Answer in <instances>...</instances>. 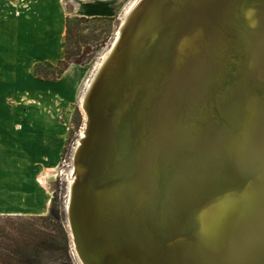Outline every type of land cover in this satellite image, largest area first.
<instances>
[{"label": "bare ground", "instance_id": "bare-ground-1", "mask_svg": "<svg viewBox=\"0 0 264 264\" xmlns=\"http://www.w3.org/2000/svg\"><path fill=\"white\" fill-rule=\"evenodd\" d=\"M144 1L146 2V0ZM163 1L150 0L146 4L138 6L137 15L131 20L133 28L136 24L139 26L133 41L135 39L138 41L141 35H144L153 27L154 13L162 11L160 8ZM203 1L205 0H181L182 4L180 3L176 9L178 19L185 21L184 19L189 11ZM218 5H220V2L214 8ZM168 11H172V9ZM168 11L165 10V14ZM216 13L218 12H215L216 20L218 21L220 14ZM249 18L254 24L256 20H259V23H262V25L258 24L259 28H257L252 36L244 37L245 42L240 44V48L242 50L246 49V47L248 48L247 45L250 44L256 48L260 59L264 60V12L256 13L255 10H252ZM126 19L122 25L126 22ZM121 27L117 31V37L109 55L124 38V35L121 33ZM215 27L216 23L211 21L210 28L213 32L210 38L207 37L209 41L208 46H203L201 43L205 39V34L195 35V39H193L194 37L189 38L191 45L193 43L197 44V49L199 46L202 47L201 50L196 51L197 55H204L219 42L217 36H215ZM220 40L222 43H225L226 37L222 38L221 36ZM181 45L179 52L184 50L185 42H182ZM166 50L164 46L160 48L159 53L153 57L147 66L146 73L141 79L139 78L140 81L135 86L132 82L128 83L124 81V86L128 87L133 84V91L138 96L146 95L152 87L158 85L156 84L157 79L163 76L162 70H167L166 67H169V76L171 77L169 80H171V84L164 82L163 85L166 87L173 86V91L170 89L172 101L167 106H164V110L160 109L159 112L152 113L150 111V113H147L149 114L146 118L148 120H145L153 126H156L158 123L157 131H153L152 136L142 143L140 148L143 152L142 166L132 179L123 180L98 191L95 188L98 182H105L115 174L117 176L122 174L126 168L125 162L130 161L129 159H123L122 162H124L122 163L121 160L116 159L117 151L119 153V145L121 140L124 139L123 136L120 139L118 124L121 122L127 125L129 121V113H127L125 106L119 103V100L125 99V97L123 93L119 92L123 86H120L119 89V85H115L113 77L116 75L107 74L105 76L99 70L100 73L90 86L89 95L82 105L86 114V122L75 149L74 168L69 174L71 188L68 201V224L75 251L81 264H121L123 252L120 250L119 245L124 240L127 241L128 234L126 235L125 233H129L133 224L140 223V218L142 219L144 215L150 212V209L153 208L151 201L155 198L156 193H159L161 186L165 188L170 185V178H172V195L169 198V202L164 205L165 208L163 209L165 211L162 212L165 218L163 217L162 219L166 221L168 226L173 227L175 225L183 231L182 224L185 222L183 213L186 211L184 209L186 205L184 202L186 203L193 197L206 192L205 187L208 184L212 185L220 176L219 169L230 165L227 158L228 155H226L224 147L220 145V152L216 155L213 153L216 156V161L219 163L217 165L218 169L212 166L214 164H203V158L208 159V157L204 156L205 153L213 150L212 144L209 141L212 129L204 128L203 126V123L207 119V111L204 108L196 110V112H190L191 104L194 105L195 101H197L196 104H199L201 100L200 93L195 92L197 88L194 89L197 82H194L190 78L193 73L192 69H194L196 63H194V58H189V56L182 54L178 55L176 63L173 61L174 65L172 68V52L170 51L169 55H166ZM186 52L185 50V55ZM260 66L263 67L260 68V72H264V62L260 63ZM165 73L167 74L168 72ZM111 79L113 80L111 81ZM198 82H202L201 78ZM113 88H118V94L110 106L108 104L111 103V99L108 95L109 91ZM159 94L160 91L157 93V96L150 97L149 100L152 103L158 102L162 98ZM162 101L165 100L162 99L160 103ZM171 102L175 104L172 106ZM94 106L97 110L94 112L95 120L93 122L96 131V136L93 138L96 141L95 146L90 144L91 137L89 136ZM263 118L259 119L260 128L264 127ZM137 125H135V128ZM213 137L222 140L221 134L218 131ZM246 139L249 138L247 137ZM224 141L227 140L225 139ZM213 142L219 144L218 141ZM250 142L252 141L250 140L248 143L236 139L235 145H238V147L234 146L232 148L231 145V155L239 156L243 159L246 158L248 153L253 156L254 150L250 149L249 146H252ZM169 148H172L169 151L172 153L167 151ZM254 149L259 151V148ZM186 151H190V154L184 157L183 154ZM203 151L204 153L202 154ZM91 152L93 160L91 163H88V167L87 161L90 160L88 159V155ZM193 152L199 153V155H192ZM258 153L262 158L259 159L258 156L257 167H251L249 174H254V170L256 171L262 166L264 167V150L261 149ZM252 156L248 157L250 159L247 158V160L256 162L254 160L257 159ZM247 160L244 164H253ZM169 165L172 167L169 169L171 172L166 175ZM87 167L89 171H93V175L91 174L90 178H85ZM182 170L184 172L180 173ZM185 172L190 174L185 175ZM76 182L77 187H75ZM263 196L260 192L258 193L256 190H253V187H250L240 196V198L242 197L241 200L226 198L217 203V205L209 207L201 216L205 237L210 241L208 244L203 245L206 249L204 253L195 247H188V245L187 248L190 251L187 248L176 246L174 248H163L164 253L172 255V249H177L181 253H184L181 256L182 259L173 264H193L191 262L194 260L193 257L199 259L197 260L196 258L194 264L249 263L251 258L264 245L263 242H260L259 238L256 239L260 231H264ZM136 204L139 207L132 210V207ZM104 212L109 213L111 218L106 219L103 215ZM252 220L253 223L250 225ZM77 223L80 229L79 234H77L75 228ZM105 240H108V243H104ZM109 251L115 252V254L103 256ZM133 251L136 252L137 248L136 250L134 248ZM149 252L153 251L149 250ZM166 262L154 263L148 259L144 264H166Z\"/></svg>", "mask_w": 264, "mask_h": 264}, {"label": "water", "instance_id": "water-1", "mask_svg": "<svg viewBox=\"0 0 264 264\" xmlns=\"http://www.w3.org/2000/svg\"><path fill=\"white\" fill-rule=\"evenodd\" d=\"M149 1L141 0L127 17L126 22L121 27V33L124 38L120 44L116 45V49L112 51L101 69V73H104L105 76L107 74L116 75L113 79L115 85H119V89L120 86H123L119 92L124 94L125 99L119 100V103L125 106L127 113H129V121L127 125L121 122L118 124L120 139L122 136L124 139L121 140L116 159L121 160V162L123 159H129L130 161L125 162L126 168L122 174H119V176L115 174L105 182H98L95 188L98 191L123 180L132 179L142 166L143 152L140 149L141 145L152 136L153 131H157L158 126V123L156 126L147 123L146 120L148 119L146 118L149 115L147 113H150V111L152 113L159 112L160 109L163 111L164 106H167L172 101L171 90L173 91V86H170L171 88L168 86V88L163 85L164 82L171 84L169 67L164 66L167 70H162L163 76L157 79L156 84L158 85L152 87L146 95L138 96L133 91V84L130 85L131 87H127L124 86V81L132 82L135 86L146 73L147 66L153 57L159 53L162 46L167 49L166 55H169L170 51L172 52V68L178 55L182 54L189 56V58H194V63H196L194 69L199 67L196 70L192 69L193 73L190 78L197 82L194 89L197 88L195 92L200 93L201 100L199 104H196L197 101H195L194 105L191 104L190 112H196V110L204 108L207 111V119L203 126L204 128L212 129L209 141L213 150L205 153L204 156L208 157V159L204 157L203 164H214L212 166L218 169L217 165L219 163L216 161L215 155L220 152V145L224 147L230 165L219 169L220 176L212 185L208 184L205 187L206 192L193 197L186 203L184 202L186 211L183 213L185 219L184 224H182L183 231L178 226H168L166 221L162 219L164 217L162 211H165L163 209L165 208L164 205L169 202V198L172 195V178H170L169 186L165 188L161 186L159 193L157 192L155 198L151 201L153 208L150 209V212L144 215L142 219L140 218V223H134L129 233H125L126 235L128 234L127 241L124 240L119 245L120 250L123 252L121 264H144L148 259L154 263L167 261L166 264H173L182 259L181 256L184 253L177 249H172V255L165 254L163 248L167 247L180 246L186 249L188 245V247H195L204 253L206 249L203 245L208 244L210 241L205 237L201 216L209 207L217 205V203L226 198L241 200L242 197L240 198V196L250 187L264 195V167L254 170V174H249L250 168L257 167V161L262 158L258 152L261 149L264 150V127L260 128L261 125L259 124V119L264 117V72H260V68H263L260 63H263L264 60L260 59L254 46L248 44V48L246 47L243 50L240 48V44L245 42L244 37L252 36L259 28V20H256L254 24L250 21L249 14L252 10H255L256 13L264 12V0H225L224 2L223 0H205L189 11L184 19L185 21L179 20L177 17L176 9L180 5L181 0H164L160 8L162 11L154 13L153 27L147 33L141 35L138 41L136 39L133 41L139 26L136 24L133 28L131 20L138 13V6ZM218 2H220V5L214 8ZM170 9L172 11H168ZM165 10L168 11L167 14H165ZM216 11L218 12L216 14H220L218 21L215 16ZM211 21L216 23L215 36H217L219 42L204 55H197L196 51L201 50L202 47L199 46L197 49V44L193 43L191 45L189 38L205 34V39L201 43L203 46H208V38L212 36L213 32L210 28ZM221 36L222 38L226 37L225 43L221 42ZM182 42H185V48L182 52H179ZM185 50L187 51L186 55ZM118 62L120 63L117 64ZM165 72L168 73L166 74ZM200 78L202 82H198ZM144 81L145 79L143 83ZM118 88H113L109 91L108 96L111 99V103L108 105H112L118 94ZM159 91V95L162 97L161 100L165 101L160 103L161 100L158 99V102L156 100V103H152L149 98L157 96ZM168 97L169 99H167ZM171 104L173 106L175 103L171 102ZM95 111L97 110L94 106L89 135L91 137L90 144L93 146L96 145V141L93 139L96 136L93 126ZM135 125H137L136 128ZM217 131L220 132L222 140L213 137ZM255 133L257 134L254 135ZM247 137L249 139H246ZM225 139L227 141H224ZM236 139L248 143L251 140L250 144L252 146L249 147L254 150L253 156L249 153L244 159L239 156H232L230 152L231 145L232 148L234 146L238 147V145H235ZM213 141H218L219 144ZM254 148H259V151ZM171 150L172 148H169L167 151ZM195 152L192 155H199V153ZM189 154L190 151H186L183 155L187 157ZM250 156L257 159L254 160L256 162L248 161L247 158ZM88 159L90 160L87 161V166L93 160L92 152L89 153ZM246 160L253 164H244ZM88 167L85 170V178H90L93 175V171H89ZM170 168H172L171 165L168 166L166 175L171 172ZM182 172L184 170L180 173ZM189 174L186 173L185 175ZM75 187H77V182ZM138 207L139 205L136 204L132 207V210ZM103 215L106 219L111 218L109 213L104 212ZM252 223L253 220L250 225ZM75 228L77 234H79L78 223ZM258 238L260 242L264 243V231H260L256 239ZM104 243H108V240H105ZM134 248L135 250L137 248V254L133 251ZM149 250L153 252L148 253ZM187 250L190 251L189 248ZM110 254H115V252L109 251L103 256ZM196 258L193 257L194 260L191 261L193 264ZM197 260L199 259L197 258ZM247 264H264V245Z\"/></svg>", "mask_w": 264, "mask_h": 264}, {"label": "rangeland", "instance_id": "rangeland-1", "mask_svg": "<svg viewBox=\"0 0 264 264\" xmlns=\"http://www.w3.org/2000/svg\"><path fill=\"white\" fill-rule=\"evenodd\" d=\"M90 1L116 3L118 7L110 15L82 13L80 6ZM140 1L65 0L64 35L60 24L57 35L66 60L60 65L39 63L40 71L48 77L56 78L57 72L63 71L55 80L37 77L36 65L0 66V188L9 181L11 190L5 199L0 194V206H9L0 210V215L43 216L57 201L68 250L45 253L43 264H81L68 224V201L69 174L86 122L82 105L108 59L117 31ZM67 19L71 21L69 35ZM35 221L36 228L52 230Z\"/></svg>", "mask_w": 264, "mask_h": 264}, {"label": "crops", "instance_id": "crops-1", "mask_svg": "<svg viewBox=\"0 0 264 264\" xmlns=\"http://www.w3.org/2000/svg\"><path fill=\"white\" fill-rule=\"evenodd\" d=\"M117 7L116 3L90 1L81 5L80 11L92 16L110 15ZM65 12V0H0V66H32L61 60L64 53L57 27L61 25L64 35ZM9 186L6 181L0 188L4 199L10 195ZM7 207L8 204L1 205L0 210Z\"/></svg>", "mask_w": 264, "mask_h": 264}, {"label": "trees", "instance_id": "trees-1", "mask_svg": "<svg viewBox=\"0 0 264 264\" xmlns=\"http://www.w3.org/2000/svg\"><path fill=\"white\" fill-rule=\"evenodd\" d=\"M70 19H67V35L71 33ZM65 58L58 61L63 64ZM50 65L53 69L56 66ZM42 66L36 64L35 75L44 80H55L63 71L57 72L56 78L48 77L40 71ZM56 71V70H55ZM55 74V73H54ZM57 197L54 196V201ZM60 209L55 203L51 211L43 216L0 215V264H43L47 252H67L68 235L62 226ZM36 219L51 231L36 228ZM52 231H55L53 233Z\"/></svg>", "mask_w": 264, "mask_h": 264}]
</instances>
